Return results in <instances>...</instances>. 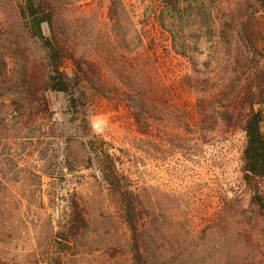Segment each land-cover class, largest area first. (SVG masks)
Returning a JSON list of instances; mask_svg holds the SVG:
<instances>
[{"label":"rangeland","instance_id":"1","mask_svg":"<svg viewBox=\"0 0 264 264\" xmlns=\"http://www.w3.org/2000/svg\"><path fill=\"white\" fill-rule=\"evenodd\" d=\"M48 1L44 33L86 58L107 90L84 81L88 117H73L67 97L42 85L45 52L25 28L24 0H0V264H49L77 205L89 226L65 264L130 263L132 232L101 171L108 161L96 156L106 150L142 202L148 253L176 264H264V226L241 173L244 135L199 125L189 85L246 64L222 32L254 0ZM64 70L74 76L71 60ZM149 76L167 92L147 105L141 134L127 99L142 96L134 85Z\"/></svg>","mask_w":264,"mask_h":264},{"label":"trees","instance_id":"2","mask_svg":"<svg viewBox=\"0 0 264 264\" xmlns=\"http://www.w3.org/2000/svg\"><path fill=\"white\" fill-rule=\"evenodd\" d=\"M244 11L241 15L230 16L223 25L229 32L224 33V29L222 35L226 37L228 52L235 53L240 62L246 64L218 67L211 74L190 79L189 85L196 94L199 125H221L243 133L242 179L250 192V205L264 226V0H254L253 7L245 6ZM22 16L27 32L45 52L44 89L63 93L67 97L69 113L78 117L82 110L87 120L86 92L82 83L89 82L103 93L107 90L106 83L86 58H76L54 34L49 37L44 33L43 24L53 26V9L48 0H24ZM67 60L74 64L73 77L64 70ZM134 89L141 91L142 96L127 100L131 103L135 128L142 134L148 127L147 105L154 98L164 100L167 89L151 76L136 82ZM36 90L34 87L32 92L35 94ZM112 155L107 150L96 154L97 159H102L100 161H108L109 165L102 167L101 171L105 180L119 194L123 221L132 232L128 242L129 264H176V257L162 259L148 253L149 250L143 247L138 237L143 219V210H140L142 202L130 189L127 177L118 173V165ZM90 156L91 160L96 159ZM88 226L84 210L78 205L77 208L73 207L71 218L59 228L49 248V264H65L74 240ZM239 260L231 259L229 263L247 264Z\"/></svg>","mask_w":264,"mask_h":264}]
</instances>
